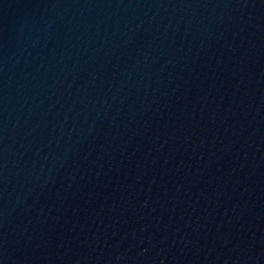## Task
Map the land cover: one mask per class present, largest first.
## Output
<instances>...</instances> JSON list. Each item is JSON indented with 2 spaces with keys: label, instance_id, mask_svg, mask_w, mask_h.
Masks as SVG:
<instances>
[{
  "label": "water",
  "instance_id": "water-1",
  "mask_svg": "<svg viewBox=\"0 0 264 264\" xmlns=\"http://www.w3.org/2000/svg\"><path fill=\"white\" fill-rule=\"evenodd\" d=\"M0 264H264V0H0Z\"/></svg>",
  "mask_w": 264,
  "mask_h": 264
}]
</instances>
